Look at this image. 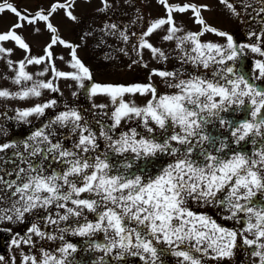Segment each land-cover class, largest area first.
<instances>
[{"label": "snow or ice", "instance_id": "1", "mask_svg": "<svg viewBox=\"0 0 264 264\" xmlns=\"http://www.w3.org/2000/svg\"><path fill=\"white\" fill-rule=\"evenodd\" d=\"M76 2L53 0L46 9L40 8L34 13L27 9L22 12L12 3H0V14L7 11L16 18L7 30L0 31V59L11 56L13 52L12 48L4 47L3 42H12L16 49L25 53L19 61H6L9 70L15 73L12 82L22 85L33 81L31 87H22L18 92L0 90V98L23 100L30 96L39 97L41 89L59 91L52 80L34 81L33 75L26 71L28 65L44 64L46 67L37 75L44 76L50 71L54 79L75 80L80 82L81 88L85 87L83 80H92L89 69L77 55L78 45L61 38L59 28L53 23L61 11L63 18L79 23L78 16L74 14ZM101 2L103 6L98 11L110 6L108 0ZM157 3L164 7L166 15L149 24L140 37V49H149L153 57L166 60L165 53L145 37H150L167 25V34L163 39L176 41V48L182 53V62L205 70L213 65L222 67L213 68L211 78L203 73L190 74L188 79H180L175 83L171 81L177 76L176 72L156 68L151 70L147 82L142 84L92 83L87 89L90 97L108 96L115 105L110 117L112 123L107 126L108 130L102 125L99 136L108 142L107 148L111 153L118 156L132 154L131 158L125 157L118 168L110 162L109 152H98L96 133L80 124L83 118L73 109L55 115L53 120L23 141V151L13 153L19 164H15L13 171L0 175V203L7 201L10 205L7 208L0 207V222L23 224L26 214L43 210L39 221L31 223L23 236L17 233L18 238L14 237L11 244L19 247L23 243L35 247L33 236L41 241L59 239L62 244L57 248L59 256L41 248L42 258L22 253L21 264H71L68 257L77 248L65 240L64 233L91 236L101 231L105 233L108 243L92 245L104 253L94 264H112V261L123 264L127 256L138 257L144 264H163L160 256L166 249L157 247L161 244L166 245L172 255L182 258L181 264H202L204 258L219 261L233 256L240 236H243L244 245L254 248L252 255L259 258L260 264H264V206L257 207L256 200L258 195L264 194V148L254 150L249 156L242 150H233L230 144L206 131L209 124L218 121L221 126L226 123L229 125L237 145L250 136L264 137V90L258 89L246 74H238L236 67L227 63L243 56L244 49L264 57V49L260 46L264 28L260 34L249 33L250 37H256V44L238 45L231 34L206 21L202 12L209 11L207 4L180 5L171 4L169 0H157ZM219 3L232 15L239 16L236 6L229 0H219ZM260 3L264 5V0H260ZM189 11L200 30L177 36L182 29L177 27L173 14ZM262 14L264 6L257 11V15L264 20ZM26 25L31 26L27 30L36 33L38 38L48 36L42 47L43 55L32 56L31 45L19 34L18 30H25ZM106 27L116 29L114 24ZM206 33L221 37L226 43L202 42L201 37ZM121 35L125 41L128 40L127 35ZM57 46L70 50L69 67L75 71L57 69ZM59 59L64 58L61 56ZM255 70L259 72L255 78L264 79V61H255ZM153 77H160L168 87L178 91L160 95L152 83ZM125 95L150 98L143 107H139L125 102ZM245 97L251 106V120L244 119L235 125L226 121L221 113L229 112L234 105L236 109L244 106ZM56 103V100H50L17 110V118L26 121L32 115L43 116L45 110ZM93 107L106 106L99 104ZM133 119L140 120L148 133L153 132V128L148 126L151 121L168 134L162 142L154 137L140 135L134 128L120 133L117 139L109 135V131L118 129L123 120ZM69 123L73 133L79 131L78 140L72 149L65 148L60 142L53 143L50 136L54 133L45 132L52 125L67 126ZM173 142L177 147L173 146ZM252 143L255 145L256 140L252 139ZM10 148L19 149V145L15 142L0 144V153ZM225 149L231 152L228 158L221 156ZM158 153L171 155L175 160L154 177L146 176ZM33 157H40V160L34 161ZM0 161H4V158L0 157ZM136 161H142V164L132 172ZM4 162L15 163L14 160ZM54 164L58 167L53 168ZM114 170L115 174H111ZM5 176H14V179H5ZM82 193L95 195L98 199L81 198ZM189 201L200 206L216 205L226 209L229 215L222 217L225 220L237 219L242 215V230L238 232L223 227L208 215L193 211ZM69 203L73 207H68ZM53 206L58 210L63 209V214L57 211L53 216ZM84 210L96 214L94 222L85 218L86 222L75 228L58 227L61 222L68 221L70 216L80 217ZM41 222L55 226L54 231L42 230ZM237 222L241 221L237 219ZM56 232H59V236ZM109 232L112 233L110 238L107 235ZM244 233L254 238L248 239ZM181 246H186L187 250ZM0 261H4L3 256H0Z\"/></svg>", "mask_w": 264, "mask_h": 264}, {"label": "rangeland", "instance_id": "2", "mask_svg": "<svg viewBox=\"0 0 264 264\" xmlns=\"http://www.w3.org/2000/svg\"><path fill=\"white\" fill-rule=\"evenodd\" d=\"M185 1L189 3L192 2L198 6L207 4L209 11L202 12L206 21L221 29L224 28V30H227L226 32L232 31L233 28L235 30L241 29L240 34L244 31L245 38L255 40L256 37H250L249 33L255 32L260 34L261 29L264 28V20L261 19V16L257 15L258 9L263 6L259 0H229V2L236 6L237 12L239 13L238 17L232 15L223 4L219 3V0H169V3L182 5ZM4 2L12 3L22 12L27 9L29 12L34 13L40 8L46 9L53 0H0V3ZM108 3L110 6L106 10L98 11V9L103 6L101 0H77L74 6V14L78 16L79 23H73L63 18L62 11L57 14L53 20V23L59 28L60 37L78 45L77 55L84 65L88 66L95 83L101 84V82H103L102 84L121 85L146 83L149 73L154 68L165 71H173L174 69L179 70L175 79L171 81L172 83L178 82L180 79H188L189 75L194 72L200 74V68H195L190 63L182 62V53L176 48L175 40L166 41L163 39L167 34V25L157 30L150 37H145L149 43L165 53L167 57L166 60H161L158 56L153 57L149 49L139 48L140 37L147 30L149 24L166 15L164 7L157 3V0H108ZM245 5H251V7H245ZM173 15L177 27L182 29V31L176 34L177 36H183L187 32H196L195 30L199 29V25L194 23L190 11L187 13H174ZM15 20V16L7 11L0 14V31L7 30L10 25L15 23ZM113 24L116 25L115 30L106 27V25ZM30 27L31 26L26 25L25 30H18V32L31 45L32 56L43 55L42 47L48 39V36L45 35L43 38H38L36 33L27 30ZM121 33L128 36L127 41L123 39ZM240 37L243 38L242 35H240ZM263 40L264 38L262 37L260 42L262 43ZM201 41H210L220 44L226 43L223 38L220 37L218 39L216 36H211L209 34H205L201 37ZM247 44L250 43L247 42ZM3 46L12 48L13 52L11 56H5L3 59H0V90L6 89L9 92H18L22 87H31L33 81L24 82L22 85L14 84L12 82V77L15 73L9 70L6 63L8 59L14 62L23 59L25 53L22 50L16 49L12 42H3ZM243 51L246 56L252 53L249 49H244ZM55 52L57 55L55 64L58 70L65 72L75 71L69 67V62L71 60L69 49L57 46ZM61 56L64 58L63 60L59 59ZM144 65H147V67H144ZM45 67L46 65L44 64L28 65L26 71L33 75L34 81L52 80L59 91L53 92L49 89H41V95L39 97L30 96L23 100L0 98V144L12 141L16 133H22L23 136H27L28 138L31 135L30 133H34L38 130L40 124H43L48 115H52L58 109L63 111H68L70 109L78 111L83 118L80 121L81 125H83V121L87 120L99 119L103 121L104 119H110L115 105L108 96H89L87 89L90 88L93 83L92 81L83 80L82 83L85 87L81 88L79 87L80 82L78 81L71 79H54L50 71L44 76L37 75V73L43 71ZM255 71L252 70V72ZM187 74L188 77H186ZM152 83L155 84L160 95L173 94L178 91L175 88L168 87L167 83L160 77H153ZM74 93L75 95H73ZM149 98L150 97L139 95H125L123 97L125 102L134 103L139 107H143ZM50 100H56L57 103L52 108L46 109L43 116L32 115L29 116L26 121L17 118V110L31 108L37 104H43ZM99 104H103L106 107H93V105ZM47 121L49 123L51 119L47 118ZM133 121L137 123L140 120L133 119ZM135 123L133 124V127H135L134 129H136ZM57 125L59 126V124H55L46 128L45 132L53 133L52 130H54ZM148 126L153 128V132L149 133L150 136L161 142L162 138H160L159 135L163 134L162 130L156 127L151 121H149ZM118 129H122L119 134L125 132L124 120L121 122ZM26 132L29 134H25ZM51 137L52 135L50 139ZM173 146L177 147L175 142H173ZM169 160L174 161L175 157L158 153L152 165L154 168L152 170L154 175L158 174L163 167H166L165 165ZM139 163L140 161H136L138 167ZM91 196L97 198L95 195ZM0 224H2V222ZM11 224L13 226V234L9 236V241H12L17 233L21 236L23 232L19 222ZM2 225L6 226L9 224L3 221ZM107 235L110 238L112 233L109 232ZM77 238L80 239V236H77ZM91 238L93 239V241H91L92 245L96 243H108V240L105 238V233L102 231L94 233L91 235ZM22 244L23 243H21L19 247L12 245L10 253L5 255L3 253L4 260H8L9 263H13V261L15 263V260L19 259L22 260ZM55 248H57V246L51 248L50 251H56ZM76 248L77 251L68 257L70 259H76V263L73 262L71 264H94L101 256H104L102 251L96 250L92 246H85L83 248L79 246L78 243ZM248 250H250V247L247 245L243 247L242 255H247L250 258L249 264H260L259 258L253 256L252 252L248 253ZM50 253L53 254L52 252ZM39 254L38 251L37 255L40 257ZM57 254L58 252H56V255ZM38 256H36L37 259ZM105 259L107 260L109 258L105 257ZM83 260H85L86 263H83ZM69 261L71 262V260ZM125 261L131 262L140 260L138 257L127 256ZM227 262V264H230L232 260H227ZM112 263L118 264L116 261H112ZM0 264L6 263L5 261H0Z\"/></svg>", "mask_w": 264, "mask_h": 264}, {"label": "flooded vegetation", "instance_id": "3", "mask_svg": "<svg viewBox=\"0 0 264 264\" xmlns=\"http://www.w3.org/2000/svg\"><path fill=\"white\" fill-rule=\"evenodd\" d=\"M260 2V0H259ZM185 3H189L187 1L183 2L182 4ZM189 4H194L192 2H190ZM262 5V4H261ZM264 6V5H263ZM197 25V24H196ZM211 26H214L216 28H218L221 31H227L224 30V28H219L217 26H215L214 24H210ZM200 30V26L199 29L195 30V31H199ZM241 30V29H240ZM240 30H235L234 28L232 29V31L228 32L229 34H231L234 38V41L238 44V45H242L243 43L247 44H255V42L257 43V40H250L248 38H245V32L243 31L240 34ZM209 34L211 36H215L213 34L210 33H206ZM240 35L243 36V38L240 37ZM203 37V36H202ZM216 38H220L218 36H216ZM264 38V37H263ZM249 40V41H248ZM218 42V40H217ZM220 44V43H218ZM260 46L262 47V49H264V40L261 43L260 42ZM260 60V61H264V57L259 56L258 54L255 53H250L249 56H246L245 54L241 57H239L237 60L235 61H228L227 63L229 65H234L237 69L238 74H246L247 78L250 80L251 83H253L258 89L260 90H264V79H256L255 77L259 76V72L255 71L252 72V70H254V62ZM216 67H222V66H216L213 65L211 66L209 69L205 70L203 68H200V74L203 73L205 75H207L209 78H211V73L213 68ZM174 72H179V70L174 69ZM192 74V73H191ZM193 74H196V72H194ZM188 77V74L187 76ZM245 105L240 107L239 109H236V106H233V109H230L229 112L227 113H221V116L225 118L226 121H231L233 122V125H235L236 123H238L241 120L244 119H248L251 120V106L249 105L248 102V98L245 97ZM64 112L63 110H56L52 115H48L46 117V120L43 122V124L41 123L39 128H42L45 124L48 123L47 118L53 120L55 115ZM109 115V113H108ZM136 121H132V120H124V129L125 132H129L130 129H133L135 127H133L134 123ZM112 123L111 118L110 119H104L103 121L101 120H97V119H92L90 121H83V127H87L89 128L91 131H93L94 133H96L97 137H98V144H99V149L98 152L100 154H103L105 152H109V154L111 155V163H113L114 165L117 166V168L119 167L120 163L123 162L125 160V157H129L131 158L132 154L131 153H127L124 156H118L115 155L113 153L110 152V150L107 148V144L108 142L105 141L102 137L99 136V133L101 131V126L104 125L105 126V130L107 129V126L110 125ZM136 126V130L140 135H143L145 137H151L150 134L146 131V129H144L142 122L139 121L137 123H135ZM145 130V131H144ZM54 135H52L51 140L53 143L56 142H60L65 148L68 149H72L74 142H76L78 140L79 137V131L77 130V132L73 133L72 132V126L69 123L67 126H61V125H57V127H55L54 130H52ZM122 129H116L114 132L113 131H109V135H111L113 137V139H117L119 137V132H121ZM206 131L209 132L210 134L217 136L220 140H223L225 143L230 144L231 148L233 150H242L244 152H246L249 156L252 155L254 150H258L261 148H264V137H248L246 139V141H242L240 143V145L235 144L234 142V138L231 136V131L229 130V125L226 123L224 126H221L219 124L218 121H214L213 124H209L206 128ZM28 132H26L25 134H27ZM52 133V132H51ZM163 133V132H162ZM29 134V133H28ZM32 134V133H30ZM15 136L12 138L13 140L10 142H15L16 144L19 145V149L16 148H10L7 149L5 152L0 153V157L4 158V161H8V160H14L15 163H5L4 161H0V175H4V172L7 171H13L15 168V164H19V160L17 158H15L13 156V153L16 152L17 150L19 151H23V141L27 140V136H23V134H19L16 133L14 134ZM85 135H87V133H85ZM167 135V133H163L162 135H159L161 139V142L163 141V139L165 138V136ZM139 138V137H138ZM252 139L256 140V144L254 145L252 143ZM43 146V145H41ZM217 146H219V143L217 144ZM88 155H95L94 153H89ZM221 156L224 158H228L231 156V152L228 149H225L224 153H221ZM34 161H39L40 157H33L32 158ZM154 159V158H153ZM202 159V157L200 158ZM174 161H167V164L165 166H167L170 163H173ZM45 164H47V162H44ZM142 164V161H140L139 166ZM21 167H24L25 165H20ZM53 168H57V165H52ZM138 166L134 165L133 169H131L132 172H135L137 170ZM154 168L152 167V165L149 167V171L146 174L150 175L152 177H154V173L153 170ZM111 174H115V170L111 173ZM5 179H14L13 177H7L5 176ZM91 198V199H98L97 198H93L91 196V194L89 193H82L81 194V198ZM257 200V207L260 206H264V194H260L257 196L256 198ZM9 203L7 201L0 203V207L3 208H7L9 207ZM68 207H73V205H71L70 203L68 204ZM189 207L197 212V213H203L208 215L209 217H211L212 219L216 220L217 223H219L221 226L226 227V228H231L234 230H237L238 232L242 230L243 228V219L244 217L241 215L240 217H238L237 219H239L241 222L238 223L237 219H233V220H225L222 219V217L229 215L228 211L222 207L216 206V205H205V206H200L199 204H196L192 201H189ZM52 215L55 216V213L57 211H60L61 214H63L64 210L63 209H56L55 206L52 207ZM43 210L37 211V212H33L32 214H26V219L25 222L23 224L19 223L21 225V230L22 235L23 236L26 231H27V227L31 226V223H37L39 221V217L41 215H43ZM85 218H87V221L90 222H94L95 218H96V214L94 215L93 212H90V216H89V212L87 210H84V212L82 213V215L80 217H74V216H70L68 221H63L61 222L58 227H72L75 228L78 225H81L83 223H85ZM7 224L9 225H2L0 224V256H3L10 253L11 249H12V244H11V240L9 241V236H11L12 233V229L13 226L11 224V222L5 221ZM1 223V222H0ZM18 224V223H17ZM40 226L42 228V230L47 231V232H53L54 231V227L53 225H44L42 222L40 223ZM8 229H11V231H7ZM56 235L59 236V232H56ZM244 236H247L248 239H253L254 236L248 234V233H244ZM78 235H72L70 232L68 233H64V237L65 240L67 242L73 243L76 247L79 243V246L81 247H85V246H92V242L93 239L91 238V236H80V239L77 238ZM33 241L35 243V247H29L28 245L22 244V250L21 252L25 255H30V256H38L37 252L39 251V255L40 257H42V253H41V248H43L45 251L47 252H52L54 255H56L57 252V248L61 246L62 242L59 239H56L54 241H48V240H39L37 237L33 236ZM243 243V236L238 237V242H237V247L233 250V256L230 258H225L224 260H209L207 258H204L202 261V264H227V260H232V262L230 264H249V257L247 255H242V249L243 247H246V245L242 244ZM55 250L56 251H50L51 248L56 247ZM158 248H164L166 249L165 253L160 256V261L163 262V264H181V260L182 258L177 257L175 255H172L170 250H167V246L166 245H158ZM182 249L187 250L186 246H181ZM254 251V248H250V250H248V253H251ZM194 255L199 256V254L194 253ZM59 256V253L56 255ZM40 257L38 256V259H40ZM127 258V257H126ZM68 260H71V263H76V259L72 258H68ZM6 264H13V263H9V261L4 260ZM22 260H15L14 264H21ZM83 263H86L85 260L82 261ZM88 262V261H87ZM89 264V263H88ZM112 264H117V263H112ZM123 264H144L143 261H131V262H127L125 261Z\"/></svg>", "mask_w": 264, "mask_h": 264}]
</instances>
